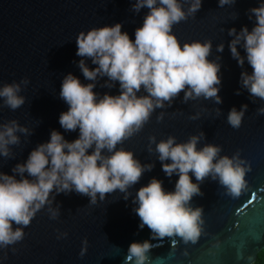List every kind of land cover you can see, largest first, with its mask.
<instances>
[{
    "label": "water",
    "instance_id": "1",
    "mask_svg": "<svg viewBox=\"0 0 264 264\" xmlns=\"http://www.w3.org/2000/svg\"><path fill=\"white\" fill-rule=\"evenodd\" d=\"M135 0H0V87L23 79L20 95L25 104L11 110L0 107V123L16 120L32 134L20 136V144L10 146L13 158L0 157V171L13 175L12 169L26 162L30 152L39 144L50 140L52 130L60 132L71 142L78 138L79 130L66 132L59 124V116L68 105L59 98L63 78L71 73L88 84L78 67L81 57L76 55V38L81 31L122 24V32L135 40V30L143 25L148 9L139 13L132 11ZM262 0H236L231 6L219 7L218 0H202L201 9L186 21L173 26L181 45L193 41H211L209 60L221 65V85L218 95L221 104L213 100H190L183 103L180 93L172 105L157 109L144 128L118 145V149L132 151L142 165L154 164L140 181L129 189L127 200L119 191L104 201L90 204V198L76 194L55 195L52 207L60 206L57 219L50 218L47 206L39 211L30 225L24 228V239L6 249H0V264H132L127 260L131 243L150 241L151 251L147 264H253L257 254L264 249V115L258 109L264 100L251 97L241 88L242 71L251 73L245 61L238 66L232 58L229 43L233 37L228 31L242 27L249 31L255 25V17L249 19L250 9L259 7ZM187 5H185V11ZM223 43L224 51L216 48ZM245 56L242 46H238ZM93 69L91 60L86 61ZM94 91L98 96L119 95V83L112 88L107 77L98 78ZM237 91L241 94L237 95ZM141 90L138 95H146ZM3 101L0 100V105ZM247 105V111L239 129L227 123L229 111H238ZM217 109L220 112H217ZM163 113V119L157 117ZM199 114L198 119L190 117ZM204 133L198 148L205 144L220 146L221 156L230 158L237 152L246 161L250 171L246 173L247 188L237 198L209 177L202 184V196H195L192 207L204 210L202 231L196 243L185 244L180 238L151 239L145 226L139 228L140 220L133 209L136 192L147 186L152 178L163 182L165 191H174L177 175L167 177L162 170L155 145L169 136L178 143L187 142L192 135ZM151 146L152 151L149 152ZM90 154V153H89ZM107 154V153H105ZM170 163V161H168ZM26 175V174H25ZM191 175V173H190ZM19 178V177H17ZM193 183H197L192 177ZM63 233H67L63 237ZM61 237V238H58ZM87 239L86 254L81 258L82 242ZM15 249V251H13Z\"/></svg>",
    "mask_w": 264,
    "mask_h": 264
},
{
    "label": "clouds",
    "instance_id": "2",
    "mask_svg": "<svg viewBox=\"0 0 264 264\" xmlns=\"http://www.w3.org/2000/svg\"><path fill=\"white\" fill-rule=\"evenodd\" d=\"M235 3L236 0H218L221 8ZM201 6L202 0H135L132 11L139 13L147 8L148 12L142 27L135 30L134 41L122 32L120 23L78 34L76 55L81 57L78 67L92 83L85 85L71 73L63 78L59 98L68 105V110L60 114L59 124L66 132L78 129L79 136L69 142L60 132L52 130L50 140L32 150L26 162L17 164L12 169L13 175L0 171V249L22 241L24 228L46 206L50 218L57 219L60 206L52 207L53 193L74 191L89 197L92 205L117 191L127 200L131 195L129 189L154 164L142 165L132 151L117 146L139 133L154 111L166 105L170 107L180 93H184L183 103L200 98L222 103L218 95L220 57L209 60L212 42L181 45L173 34V26L194 17ZM249 12V19L255 17L254 27L251 31L246 26L239 32L230 29L228 35L233 39L228 47L238 66L243 68L246 61L252 70L250 74L246 70L241 72V88L251 97L264 100V0ZM238 46L243 47L245 56H241ZM216 51H224L223 43ZM89 59L95 68L88 67ZM103 77L109 81L103 87L112 88L119 83V95L98 96L94 91L95 82ZM28 83L23 79L0 87L3 101L0 107L14 111L23 106L25 97L20 95L21 85L26 87ZM141 90L147 94L138 95ZM247 108L242 105L239 111L235 107L229 111L227 123L233 129L240 128ZM258 113L264 115V107ZM163 115L157 117L158 122ZM198 117L199 114L190 119ZM17 133L32 134L16 120L0 123V157L13 158L10 146L21 142ZM202 138L203 132L182 143L173 136L158 143L154 136L149 137L163 172L169 178L179 177L174 191H165L163 182L152 178L136 192L133 204L138 206L133 211L139 217V228L146 226L151 239L177 237L185 244L196 243L204 224V210L192 207L191 201L203 195L200 184L209 177L218 181L233 198L247 188L245 177L251 169L245 166L246 161L240 158L239 152L230 158L220 155V146L205 144L198 148ZM148 150L152 151L151 146ZM193 176L197 183H193ZM62 235L66 237L67 233ZM82 245L81 258L87 252V239ZM151 249L150 241L133 242L128 248L127 260L132 264H147Z\"/></svg>",
    "mask_w": 264,
    "mask_h": 264
},
{
    "label": "trees",
    "instance_id": "3",
    "mask_svg": "<svg viewBox=\"0 0 264 264\" xmlns=\"http://www.w3.org/2000/svg\"><path fill=\"white\" fill-rule=\"evenodd\" d=\"M253 264H264V249H262L258 254L256 261Z\"/></svg>",
    "mask_w": 264,
    "mask_h": 264
}]
</instances>
